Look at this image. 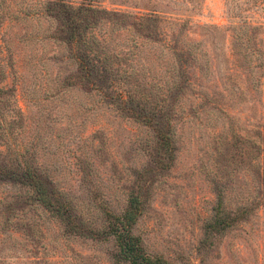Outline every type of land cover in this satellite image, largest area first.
Masks as SVG:
<instances>
[{
  "label": "rangeland",
  "instance_id": "rangeland-1",
  "mask_svg": "<svg viewBox=\"0 0 264 264\" xmlns=\"http://www.w3.org/2000/svg\"><path fill=\"white\" fill-rule=\"evenodd\" d=\"M52 1L68 5L65 21L78 11L76 41ZM119 99L166 115L167 166ZM16 160L91 230L142 195L133 234L151 258L264 264V0H0V165ZM29 192L0 183V264H123L113 240L69 236L24 205ZM216 214L232 224L206 234Z\"/></svg>",
  "mask_w": 264,
  "mask_h": 264
},
{
  "label": "trees",
  "instance_id": "trees-1",
  "mask_svg": "<svg viewBox=\"0 0 264 264\" xmlns=\"http://www.w3.org/2000/svg\"><path fill=\"white\" fill-rule=\"evenodd\" d=\"M50 3V5L53 7L47 8V11L52 13L51 11L55 10V13L60 15L58 17H60L63 25L67 26L68 30L70 31L69 35L72 38H75L76 41L78 36H81L84 31L83 27L82 32H78L79 23L72 16L78 11L71 15L70 20L65 21V14L68 12V5L64 4L62 1H52ZM78 10L79 12L83 11L81 13L85 14V12L90 9L83 7L79 8ZM113 15H115V17H121L116 13ZM134 19L139 23L142 21L152 20L150 18L144 17H135ZM173 52H175V50ZM78 67L85 74H88V77L92 75L94 76L92 71V63L87 62L86 59L85 62L79 60ZM178 87L182 89L181 85H179L176 87V90H178ZM195 98L202 99L203 102H208L209 99L208 96H203L200 92L195 94ZM119 101V106H122V111L128 114V117L134 118L136 121L147 126L148 129L153 130L155 136L158 138L157 152L161 153L162 151L163 153L167 154L163 155L161 153V156H158V163L161 167H165V165L167 166V164L170 163L168 153H171V134L169 130L167 128L165 129V127H163L161 124L164 119L167 120L166 115L161 110H155V114L152 111H135L130 99L128 101L119 99ZM15 163V166H12L11 170H7L5 167H3V165H0V183L11 184L14 186L17 185L22 188L29 189L30 192L27 194V198L23 202L24 205H28L29 203L30 205L33 203L40 205L44 211L48 212L53 217H56L61 222V224H64L65 231L70 233L67 235L86 238H94L96 236L105 241L113 240L114 246L116 248V253L113 256V259L117 263L169 264L159 258H151V256L147 255L141 245V239L133 234V227L142 212V195L140 197L139 195H134V193L131 194L128 198L127 205L123 213L119 216H111L114 218H112L110 223H108L107 230L104 228L102 231L91 230L89 228H85L84 225H82V219L75 211L72 201L67 195H65V193L54 187L52 180H50L46 175H43V173L39 172L37 169L31 167L27 161L21 163L16 160ZM219 193V197L221 198L223 193ZM20 200L21 199H18L17 201ZM213 217L214 218L210 220L208 226L205 229L206 234H218L226 230L232 224L230 218L227 216L220 218L216 214ZM84 232H96L97 234H82ZM33 264H36V262H33Z\"/></svg>",
  "mask_w": 264,
  "mask_h": 264
}]
</instances>
